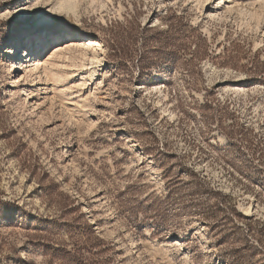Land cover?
Segmentation results:
<instances>
[{
    "label": "rangeland",
    "instance_id": "374dc122",
    "mask_svg": "<svg viewBox=\"0 0 264 264\" xmlns=\"http://www.w3.org/2000/svg\"><path fill=\"white\" fill-rule=\"evenodd\" d=\"M175 16L196 30L188 67L143 83L103 46L111 23ZM262 72L264 0H0V264H73L42 246L71 252L85 224L108 264H264ZM156 149L227 197L243 232L178 201L164 230L139 228L176 163Z\"/></svg>",
    "mask_w": 264,
    "mask_h": 264
},
{
    "label": "trees",
    "instance_id": "16d2710c",
    "mask_svg": "<svg viewBox=\"0 0 264 264\" xmlns=\"http://www.w3.org/2000/svg\"><path fill=\"white\" fill-rule=\"evenodd\" d=\"M194 31H196L194 27L177 16L165 24L163 30L140 28L125 19L123 23H111L109 29L105 31L109 33L102 42L110 53V58L118 63L119 70L124 74H130V69H135L139 79L145 76V79H141V82L145 83V80L151 77L150 73L153 70L160 67L161 70L183 69L194 60L200 59L199 50L190 52V45L193 42L191 33ZM156 151L164 164L173 159H176V163L173 169H168L166 172L165 178L170 180L167 196L163 200L142 202L135 208L142 216L139 228H142L140 225L150 223L154 233L158 234L164 230L168 223L167 205L173 206L178 201L182 204L183 212L198 215L203 221H217L223 217L224 223L231 226L233 233L243 232V224L238 221L242 217L236 213L234 206L227 201V197L208 188L192 165L185 166L183 163H178L177 158L166 155L164 150L156 149ZM183 173L186 177H183ZM187 177L189 180L185 181ZM184 194L186 200L181 197ZM136 216L133 215L135 219ZM247 234H251V230H248ZM105 246V242L96 236L91 226L85 224L84 229L75 238L73 237L71 252L45 246L42 248L49 251L54 258L63 261L69 258L73 264H108L109 259L100 258L106 251Z\"/></svg>",
    "mask_w": 264,
    "mask_h": 264
},
{
    "label": "bare ground",
    "instance_id": "6f19581e",
    "mask_svg": "<svg viewBox=\"0 0 264 264\" xmlns=\"http://www.w3.org/2000/svg\"><path fill=\"white\" fill-rule=\"evenodd\" d=\"M42 45H39V49L41 48ZM43 48V47H42ZM26 55V54H25Z\"/></svg>",
    "mask_w": 264,
    "mask_h": 264
}]
</instances>
